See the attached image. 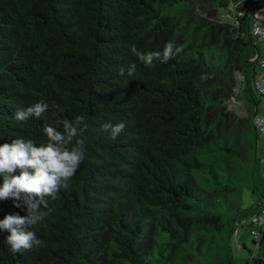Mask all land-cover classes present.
Listing matches in <instances>:
<instances>
[{
	"label": "trees",
	"instance_id": "trees-1",
	"mask_svg": "<svg viewBox=\"0 0 264 264\" xmlns=\"http://www.w3.org/2000/svg\"><path fill=\"white\" fill-rule=\"evenodd\" d=\"M252 2L0 0V145L47 143L45 124L62 131L63 119L87 123L84 160L33 229L44 246L13 253L0 230V264H232L243 220L256 248L242 264H264ZM168 41L184 50L155 67L131 52ZM132 63L134 77L119 74ZM241 76L255 104L244 115L228 106ZM41 100L43 117L14 119ZM117 122L126 128L112 139L102 125ZM12 213L27 215L0 201V220Z\"/></svg>",
	"mask_w": 264,
	"mask_h": 264
},
{
	"label": "clouds",
	"instance_id": "clouds-1",
	"mask_svg": "<svg viewBox=\"0 0 264 264\" xmlns=\"http://www.w3.org/2000/svg\"><path fill=\"white\" fill-rule=\"evenodd\" d=\"M183 50V46L174 41H168L162 51L143 52L135 45L131 48L138 60L150 68L155 67L157 61L168 63ZM126 71L129 77H134L136 64H130L127 69L121 67L119 74L123 76ZM48 108L49 105L41 100L18 109L14 119L23 122L32 117L41 118ZM58 123L62 125V131L45 124L47 143L37 145L32 139L17 137L0 145V201L12 199L14 207L24 208L27 212L25 216L8 214L0 220V230L10 233L6 242L13 253L44 246L33 229L51 214L46 198L56 199L59 190L67 187L85 158L82 138L87 129L85 117L78 116L74 121L63 119ZM125 128V122L102 125V131L110 132L112 139ZM69 145L73 146L69 148Z\"/></svg>",
	"mask_w": 264,
	"mask_h": 264
},
{
	"label": "rangeland",
	"instance_id": "rangeland-1",
	"mask_svg": "<svg viewBox=\"0 0 264 264\" xmlns=\"http://www.w3.org/2000/svg\"><path fill=\"white\" fill-rule=\"evenodd\" d=\"M233 14H234V8L231 4L227 9H221L220 12L221 18L225 21H231ZM255 68L259 69L258 64L255 65ZM235 95L238 94L235 93ZM254 96H255V101L257 102L256 104L257 112L259 115H262L264 114L262 98L256 91H254ZM235 99L236 102L228 101V106L231 109L235 110L237 113L244 115L247 113L248 109L252 111L253 109H255V104L251 100L249 102L246 100V98H244V100L243 99L241 100L235 97ZM257 154L259 157V162L257 164V171L261 174L262 178H264V138L260 134H258V138H257ZM247 197H249V195L245 191L244 193L245 205L250 202L249 200H247ZM243 244L245 246H243ZM230 245L232 250L231 253L233 256L232 264H242L244 258L250 255L248 249L254 251V248H256V246L252 242V236L250 234V226L248 225L247 220H243L240 222L239 225H237L235 231L230 236Z\"/></svg>",
	"mask_w": 264,
	"mask_h": 264
},
{
	"label": "built area",
	"instance_id": "built-area-1",
	"mask_svg": "<svg viewBox=\"0 0 264 264\" xmlns=\"http://www.w3.org/2000/svg\"><path fill=\"white\" fill-rule=\"evenodd\" d=\"M249 29L259 46L258 64L261 71L257 72L253 79L255 91L263 98L264 102V0H253L249 11ZM254 125L258 133L264 138V114L258 113L253 116ZM264 212V207H263ZM254 220L260 225L262 219L254 217Z\"/></svg>",
	"mask_w": 264,
	"mask_h": 264
},
{
	"label": "crops",
	"instance_id": "crops-1",
	"mask_svg": "<svg viewBox=\"0 0 264 264\" xmlns=\"http://www.w3.org/2000/svg\"><path fill=\"white\" fill-rule=\"evenodd\" d=\"M258 67H259V69L255 68L256 72L261 71V68H260L259 64H258ZM249 85H250V88L252 89V81L249 82ZM246 87H248L246 79H245L244 76H241L240 78H238V81H237V84H236V87H235V93L238 94V95H235V96L238 99H241V100L243 99L244 100V98L246 97V94H247ZM239 96H241V97H239ZM237 103H238V101H237ZM263 108H264V106H263ZM256 113H258L257 109H256Z\"/></svg>",
	"mask_w": 264,
	"mask_h": 264
}]
</instances>
